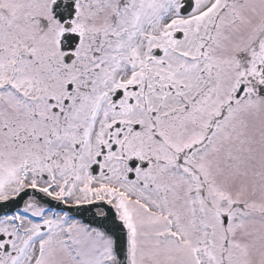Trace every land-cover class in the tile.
<instances>
[{
  "label": "snow or ice",
  "instance_id": "6c2138e0",
  "mask_svg": "<svg viewBox=\"0 0 264 264\" xmlns=\"http://www.w3.org/2000/svg\"><path fill=\"white\" fill-rule=\"evenodd\" d=\"M0 264H264V0H0Z\"/></svg>",
  "mask_w": 264,
  "mask_h": 264
}]
</instances>
